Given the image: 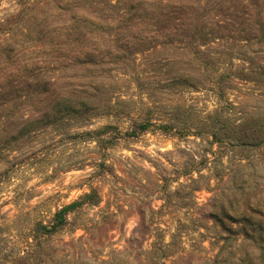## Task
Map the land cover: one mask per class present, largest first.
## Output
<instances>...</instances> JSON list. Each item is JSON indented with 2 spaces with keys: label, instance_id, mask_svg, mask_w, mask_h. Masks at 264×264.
Segmentation results:
<instances>
[{
  "label": "rangeland",
  "instance_id": "rangeland-1",
  "mask_svg": "<svg viewBox=\"0 0 264 264\" xmlns=\"http://www.w3.org/2000/svg\"><path fill=\"white\" fill-rule=\"evenodd\" d=\"M17 9V0H0V22ZM121 29L95 42L114 64L69 72L97 109L5 141L0 264H264V84L233 75L257 68L263 53H251L260 45L216 44L209 62L216 71L221 57L231 78L219 80L211 67L203 87L190 89L173 81L197 67L187 65L190 56L164 47L135 53L138 44L123 51ZM215 111L235 123L221 129ZM107 126L101 139L87 135ZM6 128L8 138L15 129ZM259 128L258 141L246 137ZM217 129L224 143L210 136ZM93 191L99 203H83ZM81 200L62 230L37 233L38 223Z\"/></svg>",
  "mask_w": 264,
  "mask_h": 264
},
{
  "label": "trees",
  "instance_id": "trees-1",
  "mask_svg": "<svg viewBox=\"0 0 264 264\" xmlns=\"http://www.w3.org/2000/svg\"><path fill=\"white\" fill-rule=\"evenodd\" d=\"M17 5V11L0 22L1 163L5 141L14 144L21 136H30L44 127L97 109L90 102L91 96L85 98L79 94L83 92L77 89L80 87L75 83L77 75L70 74L80 72L86 65L114 64V60L106 62L94 48L100 34L111 42L114 27H124L128 34L120 43L125 44V48L121 47L123 51H129L128 44H138L135 53L164 47L178 51L182 58L190 56L187 65L196 63L197 67L173 80L184 88H201L208 81L212 67L208 54L216 44H237L239 48L258 44L261 50L251 55L262 52L264 56V0H17ZM144 23L148 28L141 30ZM60 44L85 45L68 50L59 47ZM53 45L58 46L52 48ZM247 57L250 63L253 59ZM219 59L220 66L216 71L212 67V75L220 73L219 80L231 78V70ZM233 73L237 79L264 84V60L254 70L240 68ZM176 112L187 115L189 109L176 108ZM215 114V123L221 129L236 121L231 116L219 120L221 116L217 111ZM250 118L240 120L247 124L254 121ZM7 123L15 129L8 138L5 137ZM149 126L150 123L141 124L140 131H147ZM109 127L87 135L101 139ZM162 127L165 133L175 128L171 124ZM192 129L182 130L192 133ZM221 129L210 132L215 143H224ZM261 131L253 129L245 135L258 141ZM97 197L93 191L82 200L97 204ZM82 200L62 207L48 225L38 223L37 233L51 235L62 230L68 223V215L83 204Z\"/></svg>",
  "mask_w": 264,
  "mask_h": 264
}]
</instances>
